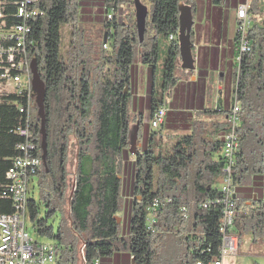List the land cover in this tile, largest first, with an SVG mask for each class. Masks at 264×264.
Listing matches in <instances>:
<instances>
[{
    "label": "trees",
    "instance_id": "obj_1",
    "mask_svg": "<svg viewBox=\"0 0 264 264\" xmlns=\"http://www.w3.org/2000/svg\"><path fill=\"white\" fill-rule=\"evenodd\" d=\"M22 1L0 0V33L5 37L0 42L4 46L16 43L14 27L23 22L18 16ZM146 1L150 12L142 42L134 12L124 22L116 21V10L124 0L100 1L95 9L101 14L99 32L85 42L88 28L81 19L89 7L79 8L78 0H36L32 6L42 15L30 19L22 43L27 62L45 88L44 132L34 113L38 108L31 83L0 95V214L15 212L7 172L14 159L23 155L18 146L29 142L34 148L29 153L39 158L40 165L34 175L38 198L28 196L25 216L38 235L53 240L56 264H75L77 243L82 246L83 264H116L121 256L129 264H215L221 259L225 197L221 184L229 165L222 153L224 134L229 130L224 116L233 101L226 111L220 105L206 110L209 119H195L190 133L171 139L154 137L165 118L164 114L154 129V113L166 112L167 97L180 79L178 5L184 3L193 10L194 2ZM242 1L233 3L237 6ZM260 3L250 0L247 50L240 53L237 33L233 39L231 97L240 103V126L231 166L235 217L226 229V234L239 239L249 234L253 242L264 237V19L258 18ZM64 24L71 26L72 39L65 52L61 50ZM159 36L169 41L164 49ZM160 52L163 67L158 92L154 82ZM137 61L149 70L147 122H143L142 110L135 113L131 108V75ZM135 123L137 139L144 133L147 143L132 155L129 130ZM21 128H27L29 136H21ZM71 135L77 140L76 163L71 191L65 198ZM43 144L48 152L41 149ZM250 177L251 186L242 187ZM257 189L256 197L251 196ZM122 191L129 193L125 199ZM65 200L69 203L68 228L63 223ZM41 209L44 216L38 218ZM57 214L60 219L54 227L49 220Z\"/></svg>",
    "mask_w": 264,
    "mask_h": 264
},
{
    "label": "built area",
    "instance_id": "obj_2",
    "mask_svg": "<svg viewBox=\"0 0 264 264\" xmlns=\"http://www.w3.org/2000/svg\"><path fill=\"white\" fill-rule=\"evenodd\" d=\"M35 1L23 0L18 7V16L22 18L23 22L14 27L17 33L16 43L4 46L0 42V83L13 84V90L30 87L29 84L21 83V75L25 71L26 74L29 73V63L24 55L22 40L24 34L29 31L28 22L30 19L42 15L37 8L32 6ZM249 1L243 0L235 8L236 33L238 34L240 53L247 50L246 33L250 26ZM106 17L110 19L112 15L107 13ZM3 37L4 35L0 33V39ZM18 57L19 59H17ZM239 105L236 96L233 97V103L224 116L229 130L224 134L222 153L225 158H228L229 165L224 169L225 175L221 185L225 192V197L222 200L224 207L220 229L223 232L221 259L217 260L215 264H222L223 256L233 255L237 250L236 237L233 234H226V229L231 226L235 217L234 202L230 198L233 196L231 166L239 144L237 133L240 126ZM164 114L165 109H159L154 113L152 128L155 129L162 123ZM19 134L27 137L30 132L27 128H21ZM18 147L23 151V155L14 159L7 172V177L12 182L10 192L15 205V212L0 214V264H56V247L50 243L33 241L25 231V205L29 193L28 186L39 168L40 161L38 157L29 153L34 149L31 143L25 142Z\"/></svg>",
    "mask_w": 264,
    "mask_h": 264
},
{
    "label": "crops",
    "instance_id": "obj_3",
    "mask_svg": "<svg viewBox=\"0 0 264 264\" xmlns=\"http://www.w3.org/2000/svg\"><path fill=\"white\" fill-rule=\"evenodd\" d=\"M100 2V0H99ZM193 6V19L196 12L195 1ZM227 0H225L226 4ZM231 10L234 12L235 28L231 38L227 36L226 20L228 19L227 11L222 8V4H215L212 0H206L204 23H194L191 33V41L193 43V57H194V69L190 72L180 70V79L172 86L169 96L165 102L166 112L163 123L161 124V130H168L173 132L168 134V138H173L179 135L187 134L192 131L195 119L206 120L209 117L206 115V110L212 108L216 109L217 105H220L223 110H227L230 106L228 104L229 93L224 96V101L221 99V92L223 90L229 91L230 83L222 85L221 80H218L217 72H221L228 64L233 65L234 50L233 39L236 33V21H235V6L233 0H229L228 3ZM203 16V12L200 18ZM85 22H100V16L95 12L92 16H87ZM201 20V19H200ZM97 21V22H96ZM201 22V21H199ZM84 23V22H83ZM160 47L164 49L166 42L162 41L161 37H158ZM232 59L227 61V58ZM158 59V58H157ZM143 65L140 62L133 63L135 71L140 67V72H145L144 91L145 97L137 95L138 100L133 101L131 108L135 113H139L142 110V117L145 116L142 105H147V87L149 70L147 67L138 66ZM157 73V69H156ZM157 75V74H156ZM157 80V78H155ZM233 86V82L231 87ZM135 92V91H134ZM216 94H218L216 96ZM134 97L135 94H134ZM142 100H144L142 102ZM146 122V121H143ZM165 138V137H164ZM147 143V137L143 133L137 139L138 148L144 147ZM251 186V177L242 187ZM256 191L251 192V196L256 197ZM262 198H264V190L262 192ZM116 264H129L125 256H121ZM223 264V262H222Z\"/></svg>",
    "mask_w": 264,
    "mask_h": 264
},
{
    "label": "rangeland",
    "instance_id": "obj_4",
    "mask_svg": "<svg viewBox=\"0 0 264 264\" xmlns=\"http://www.w3.org/2000/svg\"><path fill=\"white\" fill-rule=\"evenodd\" d=\"M79 1V8L81 7H89L90 10H84L83 13V18L81 19V21H84V23H86V28H88V30L85 31V34L83 36L84 41L86 42L87 39H91L94 38L99 31L97 30L98 28V24L94 23V22H85L88 21L87 19H85L84 17L86 16H92L95 14V9L98 8L99 6V0H78ZM103 1V0H100ZM195 1V5H196V12L194 14V23H204L205 17H204V12H205V3L206 0H192ZM141 2L147 7L148 12H150V7L149 4L147 3L146 0H141ZM235 2L237 3V0H235ZM87 3V5L85 4ZM229 0H227L226 4L225 2L222 4V8L224 10L227 11V16L228 19L226 20V27H227V36L229 38L232 37L233 32H234V12L231 10V8L228 5ZM250 3V1H249ZM250 7V5H249ZM260 7H261V14L258 18H263L264 19V0H261L260 3ZM132 12H134V6L131 3V1L129 0H124V2H122L115 13L116 16V21L118 23H122L125 21V17L126 16H131ZM203 12V16L200 18L201 13ZM100 13H98L99 15ZM101 15V14H100ZM102 19L104 17V14H102ZM147 17H149V13L147 15ZM236 18V17H235ZM201 19V20H200ZM236 20V19H235ZM201 21V22H199ZM97 22V21H96ZM90 34L92 36H90ZM161 37L162 41H165L166 44H169L168 39L164 38L163 36H159ZM74 40L77 39V36H75L73 38ZM72 41L71 39V26L68 24H64L61 27V50H63V52H65L67 49H69V43ZM105 48V47H104ZM110 49V46L108 47L107 50ZM162 49V48H161ZM162 58H163V52L159 53V57L156 60V66H157V75H156V82L155 83V88L157 89V91H160V87H161V78H162ZM231 57L227 58V61L231 60ZM233 64H234V60H233ZM138 66H142L144 68L143 65H138ZM133 67V66H132ZM181 68V67H180ZM182 71H187L190 72V70L188 69H183L181 68ZM234 69L235 66L234 65H230L228 64L227 66L224 67V69L221 72H217V79L221 80L222 85H227L229 84V91H225L223 90L221 92V99L224 101V96L227 95L229 93V97H228V104L229 106L231 105V98L233 101V97L232 96V82H233V73H234ZM28 71L29 73L26 74L23 73L21 75V83L23 84H29L31 83L32 80V76L30 73V64L28 65ZM145 76V72H143V74L140 72V67H138L137 71L134 70L133 68V74L131 75V83H130V93L132 95V102L133 101H137L138 100V96L137 95H141V97H145V91H144V78ZM14 87L13 84H5L3 82L0 83V95L2 93L5 92H10L13 91ZM135 91V92H134ZM227 93V94H226ZM134 94L136 97H134ZM218 94H216L217 96ZM145 100V99H144ZM142 100V102L144 101ZM240 104V103H239ZM33 106H35V101L33 99ZM143 106V111H145V116L143 117V121H148V111H147V105H142ZM34 113L37 115V110L34 109ZM34 114V115H35ZM134 126V124H130V128ZM173 132H170L168 130H161L158 131V129H156V132L153 134L155 138H158L160 135L165 137L164 139L168 138V134H172ZM76 148H77V140L74 136H70L69 140H68V147H67V157H66V164H65V170H66V180L68 183V188L66 189V197L69 195L70 193V186L72 185L73 179H74V172H75V163H76ZM41 171L43 172L45 167L41 166ZM41 172V174H42ZM44 174V173H43ZM222 185V184H221ZM44 186L47 188L46 190H48V185L46 186V184H44ZM28 196L32 195L35 199L38 198V183H37V177L33 176V178L30 180L29 182V186H28ZM122 197L124 196V199L129 195V193L127 194V192L122 191L121 193ZM68 211H69V203L67 200L64 201V203L62 204V213H63V223L65 228H68ZM44 216V211L43 209L40 210L39 216L38 218H42ZM59 215H55L53 218H50L49 220V224L53 225L54 227L57 226L58 222H59ZM25 231L28 234V236L33 240L36 241L38 243H53V240L50 239L47 236H41L38 235L37 232L34 230L32 222L29 220V218L27 216H25ZM236 237V245H237V250L235 251V253L233 255H225L222 258V262L223 264H264V237L261 238L260 240L253 242L251 235L249 234H245L243 236L239 238H237L236 235H234ZM76 252H77V261L75 264H83V258H82V246L81 243H77L76 245Z\"/></svg>",
    "mask_w": 264,
    "mask_h": 264
},
{
    "label": "water",
    "instance_id": "obj_5",
    "mask_svg": "<svg viewBox=\"0 0 264 264\" xmlns=\"http://www.w3.org/2000/svg\"><path fill=\"white\" fill-rule=\"evenodd\" d=\"M134 19L139 41L142 42L145 32L146 17L148 15L147 7L140 0H133ZM179 9V27L177 31V43L179 48L180 67L183 69H194L193 43L191 41V33L193 27V15L191 6L180 3ZM105 41V37H104ZM32 72L31 90L35 95V100L38 108V116L41 119V132H44V99L45 88L40 80L33 65L30 66ZM138 123H135L129 130V152L134 155L137 144ZM120 221L119 218H117Z\"/></svg>",
    "mask_w": 264,
    "mask_h": 264
},
{
    "label": "flooded vegetation",
    "instance_id": "obj_6",
    "mask_svg": "<svg viewBox=\"0 0 264 264\" xmlns=\"http://www.w3.org/2000/svg\"><path fill=\"white\" fill-rule=\"evenodd\" d=\"M37 113H38V111H37ZM39 125H40V128H41V119L39 118ZM42 140H44V139H42ZM42 143H44V141H42ZM43 147V148H42ZM41 147V149L42 150H45L46 149V151L48 150L47 149V145H45V144H43V146ZM48 152V151H47ZM42 156V155H41ZM45 162V161H44Z\"/></svg>",
    "mask_w": 264,
    "mask_h": 264
}]
</instances>
